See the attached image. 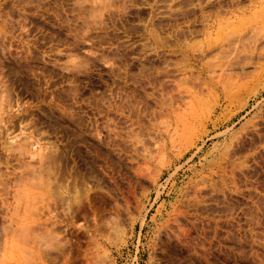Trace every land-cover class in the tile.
Returning a JSON list of instances; mask_svg holds the SVG:
<instances>
[{
    "label": "rangeland",
    "instance_id": "374dc122",
    "mask_svg": "<svg viewBox=\"0 0 264 264\" xmlns=\"http://www.w3.org/2000/svg\"><path fill=\"white\" fill-rule=\"evenodd\" d=\"M0 264H264V0H0Z\"/></svg>",
    "mask_w": 264,
    "mask_h": 264
},
{
    "label": "bare ground",
    "instance_id": "6f19581e",
    "mask_svg": "<svg viewBox=\"0 0 264 264\" xmlns=\"http://www.w3.org/2000/svg\"><path fill=\"white\" fill-rule=\"evenodd\" d=\"M29 137V136H28ZM28 137H27V140H28ZM22 143H19V147H20V154H22L23 152L22 151H24V152H26V154L28 153L29 155L28 156H30V157H34L35 155L38 157V161L36 162V164L38 163V165H34L33 166V164L35 163V161H34V163L33 164H30V162H29V160L28 161H26V163L25 164H27L26 165V169H25V171L24 172H26L27 173V177L26 176H23L24 178H28V179H31V178H34V180H36V182H38L37 180H39V182H40V180H41V182L43 181L41 178H42V176H44V175H46V172H45V170L47 169V168H49V164L50 163H54L56 160H57V157L59 156V155H57V157H56V155L54 154L55 152H53V154H50V153H45V152H43V153H41L40 152V150L41 149H44L43 148V146H39V148L38 147H36L37 146V144H36V141H21ZM46 148V147H45ZM50 149V148H49ZM5 150L6 151H8L9 149L8 148H5ZM55 150H56V148H55ZM47 151V150H46ZM49 151V150H48ZM8 154V153H7ZM7 156V155H6ZM37 157H34L35 159L37 158ZM60 157V156H59ZM8 158V157H7ZM34 158L32 159V160H34ZM32 163V162H31ZM25 164H23V165H25ZM52 165V164H51ZM25 167V166H24ZM47 167V168H46ZM49 170L50 169H48V170H46V171H48L49 172ZM23 172V173H24ZM26 173H24L25 175H26ZM21 175H23V174H21ZM20 176V175H19ZM49 176V175H48ZM37 177H39V179H37ZM22 178V177H21ZM45 179V178H44ZM48 179V178H47ZM40 182V184H42ZM43 183L45 184V182L43 181ZM44 184H42V185H44ZM55 192H58V191H55ZM60 192V191H59ZM61 194V193H60ZM57 195V194H56ZM60 197V196H59ZM70 204V203H69ZM29 225V224H28ZM26 226V225H25ZM25 226H23V228L25 227ZM10 227V226H9ZM8 227V228H9ZM1 228H2V226H1ZM4 228V227H3ZM7 228V227H6ZM31 228V227H30ZM35 228V227H34ZM25 229V228H24ZM28 229V228H27ZM27 229H25V230H27ZM32 230H33V228H31ZM4 230H6V229H4ZM7 230H9V229H7ZM10 230H11V228H10ZM31 230V231H32ZM47 230V232L49 231L50 233H52L53 231H51V229L49 230V229H46ZM94 230V229H93ZM11 231H14L13 230V228H12V230ZM36 231V230H35ZM89 231V230H88ZM92 231V230H91ZM5 232H8V231H5ZM32 232H34V231H32ZM94 232V231H93ZM12 234V233H11ZM92 234V233H91ZM7 235V234H6ZM92 236H93V234H92Z\"/></svg>",
    "mask_w": 264,
    "mask_h": 264
}]
</instances>
